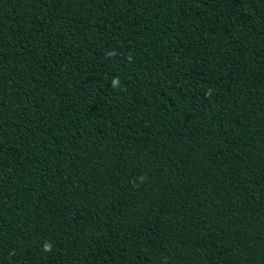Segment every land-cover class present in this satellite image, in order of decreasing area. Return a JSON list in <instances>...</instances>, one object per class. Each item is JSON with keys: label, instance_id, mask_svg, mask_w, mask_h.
<instances>
[{"label": "trees", "instance_id": "1", "mask_svg": "<svg viewBox=\"0 0 264 264\" xmlns=\"http://www.w3.org/2000/svg\"><path fill=\"white\" fill-rule=\"evenodd\" d=\"M0 264H264V0H0Z\"/></svg>", "mask_w": 264, "mask_h": 264}]
</instances>
